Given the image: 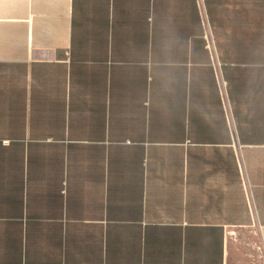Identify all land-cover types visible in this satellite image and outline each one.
<instances>
[{
    "label": "crops",
    "instance_id": "obj_1",
    "mask_svg": "<svg viewBox=\"0 0 264 264\" xmlns=\"http://www.w3.org/2000/svg\"><path fill=\"white\" fill-rule=\"evenodd\" d=\"M263 248L264 0H0V264Z\"/></svg>",
    "mask_w": 264,
    "mask_h": 264
},
{
    "label": "rangeland",
    "instance_id": "obj_2",
    "mask_svg": "<svg viewBox=\"0 0 264 264\" xmlns=\"http://www.w3.org/2000/svg\"><path fill=\"white\" fill-rule=\"evenodd\" d=\"M257 245L261 244L262 245V242H261V239L258 237L257 238ZM249 246V244H247ZM257 245H256V248H257ZM252 246V245H250ZM264 250V248H263ZM258 259H259V264H264V252H262L261 249H258Z\"/></svg>",
    "mask_w": 264,
    "mask_h": 264
}]
</instances>
